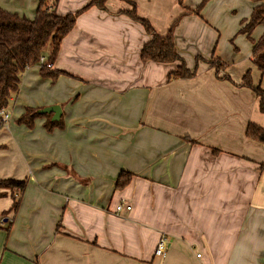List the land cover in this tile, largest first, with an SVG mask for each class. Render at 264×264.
Returning <instances> with one entry per match:
<instances>
[{"label":"crops","instance_id":"0c3cea01","mask_svg":"<svg viewBox=\"0 0 264 264\" xmlns=\"http://www.w3.org/2000/svg\"><path fill=\"white\" fill-rule=\"evenodd\" d=\"M39 0H0L34 18ZM162 36L202 0H108L77 17L52 69L30 67L0 124V180H26L19 208L0 196V264H264V128L260 98L243 85L254 43L239 33L252 0H210L173 34L192 78L168 80L178 62L141 59L151 39L124 11ZM91 0H59L61 14ZM264 25L252 35L258 40ZM59 105L64 126L18 122L27 107ZM53 117V113H50ZM59 119V120H60ZM122 171L134 177L116 189ZM125 206L117 212V206ZM130 205L131 209L126 206ZM10 227L9 232L6 228ZM169 238L163 256L155 250Z\"/></svg>","mask_w":264,"mask_h":264},{"label":"trees","instance_id":"16d2710c","mask_svg":"<svg viewBox=\"0 0 264 264\" xmlns=\"http://www.w3.org/2000/svg\"><path fill=\"white\" fill-rule=\"evenodd\" d=\"M59 0H39L34 18H28L17 12L9 11L0 6V117L3 111L9 112L14 103V99L20 92L24 73L34 66L40 67V74L55 82L61 75L67 74L66 71L52 69L41 62V57L45 56L48 62L54 63L59 54L63 39L74 28L77 17L80 13L92 6L101 9L106 7L108 0H91L89 4L76 12L61 14L57 11ZM210 0H202L196 9H187L184 14L177 18L171 25L167 35H160L152 23L138 15L134 2L132 10L124 11L134 21L140 23L151 39L146 42L141 49V59L155 61L159 63H175L179 65L176 69L169 72L168 80L192 78L197 74L196 69H190L184 58L176 49L174 41V28L183 15L188 13L199 14L202 8ZM254 6L248 19L242 21V28L239 33L246 34L254 43L253 61L264 72V33L255 40L252 35L255 29L264 25V0H252ZM46 50H48L46 52ZM243 85L251 88L260 98V110L264 112V89L261 85L255 86L252 81L251 72L248 71L244 76ZM40 108L27 107L18 119V122L29 128L35 126L38 118L45 117L44 127L52 131L56 127L64 126L63 118L52 120L51 114H43ZM246 135L254 140L264 142V128L256 123H249ZM134 174L122 171L117 177L116 189L126 188L132 181ZM0 187L12 189L13 205L12 208L3 212L6 216L12 211H16L21 203L22 196L27 187L26 180L13 178L0 180ZM6 193L0 194L4 196ZM11 226L6 228L9 232Z\"/></svg>","mask_w":264,"mask_h":264},{"label":"built area","instance_id":"2783aa9c","mask_svg":"<svg viewBox=\"0 0 264 264\" xmlns=\"http://www.w3.org/2000/svg\"><path fill=\"white\" fill-rule=\"evenodd\" d=\"M41 62L42 63H45L47 67L49 68H53V63L52 62H48L47 61V58L45 56H42L41 57ZM10 113L9 112H6V111H3L1 113V117H0V124H4L6 125L9 120H10ZM124 204L123 203H120L118 206H117V212H120L123 208H124ZM127 209H131V206L130 205H127L126 206ZM169 246V238L166 234H162L161 237L159 238V241H158V244H157V247H156V250H155V255L156 256H163L166 252V249L168 248Z\"/></svg>","mask_w":264,"mask_h":264},{"label":"water","instance_id":"95a60500","mask_svg":"<svg viewBox=\"0 0 264 264\" xmlns=\"http://www.w3.org/2000/svg\"><path fill=\"white\" fill-rule=\"evenodd\" d=\"M43 114H50L53 113L52 120H59L62 114V109L59 105H52L40 110Z\"/></svg>","mask_w":264,"mask_h":264},{"label":"rangeland","instance_id":"374dc122","mask_svg":"<svg viewBox=\"0 0 264 264\" xmlns=\"http://www.w3.org/2000/svg\"><path fill=\"white\" fill-rule=\"evenodd\" d=\"M27 15V17H30V16H28V14H26ZM48 50H46V52H47ZM9 111V113H10V111H12V106L10 107V110H8ZM10 115H11V113H10ZM6 190H10L11 191V193H12V189L11 188H6V187H0V194H3V193H6L5 191Z\"/></svg>","mask_w":264,"mask_h":264}]
</instances>
